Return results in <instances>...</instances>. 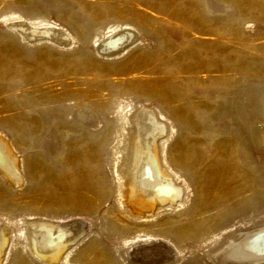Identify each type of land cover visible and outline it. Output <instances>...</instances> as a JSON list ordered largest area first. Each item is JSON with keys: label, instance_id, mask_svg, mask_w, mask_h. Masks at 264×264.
<instances>
[{"label": "rangeland", "instance_id": "1", "mask_svg": "<svg viewBox=\"0 0 264 264\" xmlns=\"http://www.w3.org/2000/svg\"><path fill=\"white\" fill-rule=\"evenodd\" d=\"M0 137V264H264V0H0Z\"/></svg>", "mask_w": 264, "mask_h": 264}, {"label": "bare ground", "instance_id": "2", "mask_svg": "<svg viewBox=\"0 0 264 264\" xmlns=\"http://www.w3.org/2000/svg\"><path fill=\"white\" fill-rule=\"evenodd\" d=\"M48 29V28H47ZM42 30V29H41ZM45 30V29H44ZM43 31V30H42ZM47 31V30H45ZM41 32V31H40ZM61 34V32H60ZM123 34V33H122ZM121 35V34H120ZM119 37V36H117ZM110 38V37H109ZM107 41H105L102 45H106L110 42V40L113 38H110ZM116 38V37H115ZM118 40V39H117ZM114 43V42H113ZM114 45V44H113ZM148 111V110H147ZM144 114L140 113L139 116L135 119V125L137 127V141H139L141 144H142V147H143V150H142V155H144V160L148 161L147 160V157H148V153H147V150L145 149V145H147V142H146V138L152 133L153 134H156L159 132V131H163L164 130V127L162 125H160L157 121L154 120L153 118V114L149 112H147L145 114V116H143ZM155 116V115H154ZM144 117V118H143ZM154 124H152V123ZM159 127L158 129H154V127ZM154 126V127H153ZM156 127V128H157ZM155 136V135H154ZM1 138V137H0ZM6 142V141H4ZM4 142L0 140V162L3 160L4 158V155L3 153H5V145H4ZM149 143V142H148ZM152 145V143H150ZM140 145V144H138ZM8 147V146H7ZM9 148V147H8ZM141 150V149H140ZM138 152V151H136ZM7 153V152H6ZM9 153V151H8ZM6 155V154H5ZM138 155V154H136ZM11 156V155H10ZM7 157V156H5ZM138 157V156H137ZM155 157V156H154ZM9 158V157H8ZM14 158V157H13ZM136 158V157H135ZM158 158V157H157ZM6 159V158H5ZM138 159V158H137ZM8 160V159H7ZM135 160V159H134ZM156 160V159H154ZM10 161V160H8ZM14 161H17V160H14ZM157 161V160H156ZM11 162V161H10ZM135 163V162H134ZM13 164V163H12ZM136 164V163H135ZM150 164V163H149ZM158 164V162H157ZM152 167H153V164H151ZM3 167L4 169H8V167H6L7 165L6 164H3ZM157 166H160L159 164ZM17 166H15V169H16ZM142 167V164L140 166V169ZM148 167V166H147ZM154 168H156L154 166ZM136 170L135 174H134V179H135V188L136 190L140 191V189L145 192L144 188L142 187V181L139 180V176H141L140 174V170ZM153 169V168H152ZM12 170V169H11ZM10 170V171H11ZM134 170V169H133ZM159 170V169H158ZM155 171V169H154ZM153 171V172H154ZM6 172V171H5ZM16 172V171H15ZM156 172V171H155ZM8 173V172H7ZM14 173V172H13ZM146 174H150L151 175V171H149V169H147L145 171ZM17 174V173H16ZM156 175V173H155ZM160 176V175H159ZM167 176H169L167 174ZM131 177V178H133ZM164 177V176H163ZM170 177V176H169ZM11 178V177H10ZM130 178V179H131ZM158 178V177H157ZM156 178V179H157ZM15 179V178H14ZM155 179V178H154ZM145 181V180H144ZM158 181V179L156 180ZM131 183V182H130ZM167 184V183H166ZM172 186H161L160 187V190L159 192L156 193V195L153 193H150L149 191L147 192L148 193V196L149 194H151L150 198L152 200V202H158V200H161V201H166L168 199H174L175 197H178V196H181V191L180 189L177 187V186H174L173 184H171ZM133 187V185H132ZM146 188V187H145ZM134 189V188H133ZM150 189V188H149ZM154 190V189H153ZM137 192V191H136ZM132 193H135L132 191ZM138 194V193H137ZM131 196V195H130ZM139 196V195H137ZM146 196V195H145ZM132 197V196H131ZM143 197V195L141 196ZM153 197V198H152ZM147 199V198H146ZM135 200V199H134ZM137 201H139L138 203L141 205H143V203H147V202H144L142 199H138ZM170 201V200H169ZM175 201V200H173ZM137 203V202H135ZM144 205H147V204H144ZM150 205V204H149ZM139 206V205H137ZM143 208V207H142ZM151 208V207H150ZM46 225V224H45ZM45 225H40V226H34V229H33V234H32V246L36 249V251L38 253H40V250L42 249L41 248V244L43 243L44 244H49V242H51V239L55 240V237L53 238V236H56L55 234H53V232L51 231V229L48 227V226H45ZM66 228V227H65ZM262 228V227H261ZM69 229H65V230H62L60 231L57 236H56V240L59 242L58 244L63 245V242H65V239H64V235L68 232ZM258 230V229H257ZM259 231V230H258ZM57 232V231H56ZM71 232V231H70ZM253 232H248L247 234H239L235 239H232L230 242L227 243L226 247H225V253H224V256L222 257L224 263H226L228 260L232 261V262H227V263H233L235 262L234 260H239V259H236V258H240L241 262L243 261H247V260H242V259H247V257H249L248 259L249 260H252V261H260V260H263L264 259V230L262 231L261 230V233L262 235H260L258 238H255L256 236L253 237ZM260 233V234H261ZM5 234V233H4ZM5 236V235H4ZM70 238V237H69ZM0 240L2 241L1 242V245L2 246L4 244V242H6V239L4 240L3 237H2V234H0ZM50 240V241H49ZM56 241V242H57ZM41 243V244H40ZM69 243V242H68ZM55 244V243H54ZM6 245V244H5ZM57 245V244H56ZM67 245V244H66ZM54 246V245H53ZM56 247V246H55ZM58 247V246H57ZM60 248V247H59ZM45 249V248H44ZM49 250V249H48ZM51 250V249H50ZM53 250V249H52ZM62 250V249H61ZM54 251V250H53ZM47 253H50V252H47ZM220 253V252H219ZM1 256V255H0ZM59 257V256H58ZM51 258V257H50ZM57 259V258H56ZM248 260V261H249ZM239 263V262H238Z\"/></svg>", "mask_w": 264, "mask_h": 264}]
</instances>
